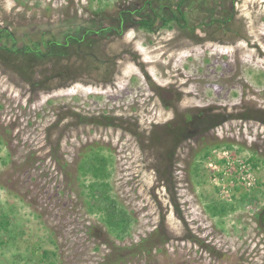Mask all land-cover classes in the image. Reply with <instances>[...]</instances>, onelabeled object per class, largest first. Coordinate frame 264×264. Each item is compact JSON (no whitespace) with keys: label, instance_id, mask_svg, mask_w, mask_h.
I'll return each instance as SVG.
<instances>
[{"label":"rangeland","instance_id":"rangeland-1","mask_svg":"<svg viewBox=\"0 0 264 264\" xmlns=\"http://www.w3.org/2000/svg\"><path fill=\"white\" fill-rule=\"evenodd\" d=\"M144 2L0 0V264H264V0H193L188 24L121 33ZM99 148L123 240L78 170ZM151 234V253L121 250Z\"/></svg>","mask_w":264,"mask_h":264},{"label":"trees","instance_id":"trees-1","mask_svg":"<svg viewBox=\"0 0 264 264\" xmlns=\"http://www.w3.org/2000/svg\"><path fill=\"white\" fill-rule=\"evenodd\" d=\"M145 0L144 6L134 11L122 10L118 18V26L120 32L124 29L126 22H131L133 25L138 26L139 29H143L148 32L155 31V25L157 21H161V26L169 27L171 22H176L181 25L182 22L188 24V19L185 16L184 7L185 4L193 0ZM174 1V2H173ZM157 5V9L153 7ZM187 6V4H186ZM148 7L151 12H144V9ZM213 15V14H212ZM211 15V16H212ZM231 17V16H230ZM222 20H212V22H220ZM223 21H226L225 19ZM78 42H80L78 40ZM52 44H49L47 52L44 55L52 53ZM97 150V151H95ZM102 148L89 150L85 155V159L80 164L78 170L84 175L91 174L95 181L91 182L88 186L89 189V205L90 212H98L102 214V221L107 226L108 230L119 240H123L128 233V230L133 223L132 216L128 211L119 203V201L110 194V182L109 179L112 176L110 165L112 159L106 156H102ZM207 155V153H206ZM251 161V160H250ZM198 168V167H197ZM198 170V169H197ZM248 196L243 195L244 200H247ZM206 212L213 218H225L230 213L236 211L235 205L228 204L225 202H210L205 207ZM156 234L143 239L133 247L127 249L121 248V250H133L141 251L145 253H151L156 248ZM119 250V248H118ZM103 264H119L121 257L119 255L111 257L110 255L106 258ZM50 264H55L51 262Z\"/></svg>","mask_w":264,"mask_h":264},{"label":"built area","instance_id":"built-area-1","mask_svg":"<svg viewBox=\"0 0 264 264\" xmlns=\"http://www.w3.org/2000/svg\"><path fill=\"white\" fill-rule=\"evenodd\" d=\"M244 163H242V164H244ZM237 166L239 167L237 179L244 184H248L247 181L250 180V177L252 176L250 167L248 165H246V163L242 166H241V164H238Z\"/></svg>","mask_w":264,"mask_h":264}]
</instances>
